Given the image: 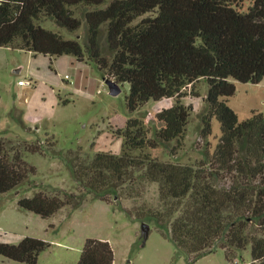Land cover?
<instances>
[{"label":"trees","instance_id":"trees-1","mask_svg":"<svg viewBox=\"0 0 264 264\" xmlns=\"http://www.w3.org/2000/svg\"><path fill=\"white\" fill-rule=\"evenodd\" d=\"M103 2L0 0V46L45 54L52 62L63 54L95 62L105 78L129 83L126 99L130 112L150 99L173 98L170 106L156 114L162 122L157 135L164 141L176 139L178 144L185 138L193 110L183 97L192 94L196 82L205 78L209 111L203 115L202 134L212 133L216 118L222 135L213 153L207 155L209 161L200 166L163 161L149 153H134L157 147L159 142L149 137L143 120L133 116L116 130L123 140L121 153L98 151L86 160L81 150L69 152L75 160L77 180L102 194L125 183L132 169L143 168L158 183L165 209L138 213L139 218L151 215L161 227L169 223L172 240L193 260L219 248L233 260L250 244L252 264H264V111L240 120L228 103L237 89L233 78L253 83L264 79V0H253L247 9L238 0H112L105 7L85 11V43L65 38L38 22L45 16L76 30L82 21L72 6L93 7ZM104 27L110 55L101 44ZM25 148L42 152L38 142ZM35 171L21 148L0 137V193L20 186ZM226 175L231 181L222 185L213 181ZM101 199L109 200L106 194ZM18 204L50 217L66 205L80 206L81 198L74 192L63 196L38 191L21 197ZM50 245L44 238L27 235L18 243L0 240V254L38 264L41 252ZM76 264H115L112 243L88 237Z\"/></svg>","mask_w":264,"mask_h":264},{"label":"rangeland","instance_id":"rangeland-1","mask_svg":"<svg viewBox=\"0 0 264 264\" xmlns=\"http://www.w3.org/2000/svg\"><path fill=\"white\" fill-rule=\"evenodd\" d=\"M111 1L104 0L93 7L73 5L75 15L82 21L81 27L76 30L61 27L45 16L38 22L58 31L65 38L85 43L88 34L85 11L105 7ZM251 3L253 0H238L244 9ZM101 44L104 53L110 55L105 27L101 33ZM36 56L26 49L0 48V137L21 148L24 159L36 167V171L20 186L0 193L1 230L25 232L50 241L49 248L41 252L38 264H76L88 237L109 240L115 250V264H235L238 259L239 264H252L250 244L233 260L227 257L223 248L193 260L172 240L168 222L161 227L151 215L138 217V213L149 214L165 209L158 183L149 179L143 168L132 169L125 183L97 194L77 180L72 165L75 160L69 154L71 150H81L82 157L91 160L98 151L121 153L122 137L116 130L124 127L130 117L136 116L148 128L149 137L159 142L157 147L135 150L136 155L149 153L163 161L194 166L208 162L207 155L215 150L222 131L220 121L213 118L212 133L202 134L203 115L209 111L205 99L209 83L205 78L196 82L192 94L183 97L185 103L193 105V110L185 138L178 144L176 139L164 141L157 135L162 122L158 121L156 114L163 107L170 106L173 98L150 99L130 112L126 99L129 83L121 84V91L112 94L95 62H82L78 71L82 78L75 81L76 70L65 68L67 56H61L59 68L44 54L38 55V59ZM23 78L31 79L33 83L22 85L19 80ZM232 80L237 89L228 103L238 112L240 120L250 117L254 111H264V79L259 83ZM190 89L192 85L188 91ZM195 91L200 96L195 95ZM35 142L40 144L42 152H30L25 148L26 144ZM213 181L222 185L231 180L226 175ZM38 191L49 194L60 192L63 196L74 192L81 198V204L76 208L66 205L50 217H42L19 206L21 197L33 196ZM104 194L108 196V201L101 199ZM144 222L150 225L147 239L142 233ZM4 259L6 257L0 254V264Z\"/></svg>","mask_w":264,"mask_h":264},{"label":"crops","instance_id":"crops-1","mask_svg":"<svg viewBox=\"0 0 264 264\" xmlns=\"http://www.w3.org/2000/svg\"><path fill=\"white\" fill-rule=\"evenodd\" d=\"M3 47H7V48H11L12 46L10 45H4V46H0V48H3ZM18 49V48H17ZM21 49V48H19ZM24 50V49H22ZM28 52L32 55V56H38V55H41V54H34L32 51L28 50ZM35 57L36 59H38V57ZM44 56L46 57H49L48 55H45ZM61 56H67L65 58H67V62H66V67L65 68H74L76 70V80L75 81H79L81 78H82V75H80L78 73V71H80L81 69V66L80 64L84 61H80L78 60V58L73 55V54H63ZM61 56L57 57V58H54L53 59V63L56 65V68L60 67V58H62ZM50 62H51V58H50ZM86 71H87V68H86ZM68 73H66L67 75ZM104 80H106V78L103 76ZM107 82V81H106ZM122 140V139H121ZM123 141V140H122ZM29 234L27 233H12V232H4L3 230L0 229V240L2 241H6V242H11V243H18L21 239H23L25 236H27ZM12 259H9L6 257V259L4 260H1V264H14L12 263L11 261Z\"/></svg>","mask_w":264,"mask_h":264},{"label":"water","instance_id":"water-1","mask_svg":"<svg viewBox=\"0 0 264 264\" xmlns=\"http://www.w3.org/2000/svg\"><path fill=\"white\" fill-rule=\"evenodd\" d=\"M19 70L20 69H17V71ZM106 81H107V84L109 85V88L112 94H117L121 91L122 89L121 83H119L113 78H106ZM149 232H150V225L147 222H144L142 224V233L145 239H147V237L149 236Z\"/></svg>","mask_w":264,"mask_h":264},{"label":"built area","instance_id":"built-area-1","mask_svg":"<svg viewBox=\"0 0 264 264\" xmlns=\"http://www.w3.org/2000/svg\"><path fill=\"white\" fill-rule=\"evenodd\" d=\"M66 76H69V75L67 74ZM19 83L22 84V85H31L33 82H32L31 79L23 78V79L19 80ZM239 262H240V260L238 259V260L235 261V264H239Z\"/></svg>","mask_w":264,"mask_h":264}]
</instances>
